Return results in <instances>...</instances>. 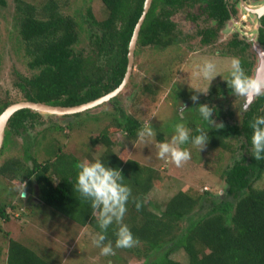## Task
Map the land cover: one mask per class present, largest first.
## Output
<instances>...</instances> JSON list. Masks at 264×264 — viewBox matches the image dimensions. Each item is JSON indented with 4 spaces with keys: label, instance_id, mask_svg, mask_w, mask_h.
<instances>
[{
    "label": "trees",
    "instance_id": "16d2710c",
    "mask_svg": "<svg viewBox=\"0 0 264 264\" xmlns=\"http://www.w3.org/2000/svg\"><path fill=\"white\" fill-rule=\"evenodd\" d=\"M15 1L19 42L24 48L28 67L33 70L32 76L16 82L24 99L72 106L98 98L122 82L127 70L129 43L143 14L145 0H101L106 9L103 18H97L91 6L86 8L85 14L71 13L66 9V2L61 0H43L39 5L33 0ZM7 3V0H0L2 7ZM196 6H200L207 18L216 24L199 28L196 32L201 45L213 48L220 29L234 12L229 0H152L141 24L135 55L145 46L165 50L179 45L184 32L172 15L189 9L188 18L197 22L198 15L192 11ZM259 20V42L264 45V15H260ZM84 33L89 50L78 52L76 45ZM227 45L225 53L239 57L244 70L249 73L253 62L245 53L250 43L234 33ZM142 91L150 95L157 93L149 82ZM180 92L188 93L185 90ZM109 102L115 107L111 120L116 128L124 131V137L136 140L137 130L143 126L141 120L119 106L118 95ZM11 103L9 99L1 101L0 114ZM213 107L216 122L224 126L209 129L210 147L227 149L230 138L242 141L241 157L222 171L226 184L224 192L214 196L205 191L203 196L195 197L180 190L158 211L150 208L144 197L160 178L159 174L151 166L130 156L125 157L124 150L118 148L121 142L111 135L109 126L98 136L90 137L92 147L99 142L104 146L98 157L109 166L120 168L124 182L132 189L124 222L138 242L144 244L143 249L128 248L137 261L139 257L144 258V264H264V188L255 186L264 173V159L257 160L249 152V125L256 115L264 114V96L254 97L238 122L233 121L234 111L229 104L219 101ZM40 115L30 108L15 111L7 122L0 152H3L10 133L20 129L25 131L27 121ZM198 119L193 116L189 127L194 129ZM200 122L201 126L208 127L202 118ZM25 144V158L31 161V165L12 157L0 165V174L21 181L29 190L37 186L36 195L42 204L82 226L93 224L95 232L99 231L91 216L89 202L78 198L73 186L79 159L50 146L48 157L39 161L31 152L28 139ZM137 200L141 203L139 208L136 207ZM198 204L203 213L197 212ZM6 206L0 204V234L7 239L6 245L0 244L2 264H60L52 253H41L3 231L1 220L10 218ZM107 238L114 245L112 226L107 231ZM178 250L185 253L186 259L172 256ZM114 254L118 256L117 251Z\"/></svg>",
    "mask_w": 264,
    "mask_h": 264
},
{
    "label": "rangeland",
    "instance_id": "374dc122",
    "mask_svg": "<svg viewBox=\"0 0 264 264\" xmlns=\"http://www.w3.org/2000/svg\"><path fill=\"white\" fill-rule=\"evenodd\" d=\"M40 4L43 0H33ZM66 2V9L71 13L85 14L86 8L91 6L97 18L106 16V9L101 0H61ZM5 7L0 6V102L7 99L17 102L22 99V94L16 86L24 77L32 76L33 70L27 65L24 48L20 45L19 34L16 27L15 0H7ZM251 7L259 6L264 0H249ZM197 8H194V10ZM189 9L180 10L173 16L183 32L191 34L194 30L193 22L188 18ZM239 19L233 20L218 33L217 44L213 48H206L193 38L187 43L169 47L166 50H158L154 47H142L135 57L133 74L125 87L119 92L118 97L121 106L128 114L140 119L142 125L150 124L155 135L148 140H131L124 137V131L115 126L111 120L115 107L109 101H105L89 109L70 114L45 113L37 118L27 121L25 131L10 133V138L3 152H0V165L9 158H25V143L29 140L31 152L39 161L48 157L47 150L50 146L60 153L74 155L79 160L99 156L103 151V144L99 142L91 146L90 137L98 136L107 126L112 130V136L121 142L118 147L124 150L125 157L130 156L141 163L151 166L160 176L153 187L145 195L144 201L155 211L164 208L166 201L180 190L192 196H203L208 191L214 196L222 194L225 190V179L222 171L226 166L233 164L235 159L241 157L243 152L240 139L230 138V147H210L209 142L201 152L191 147V158L177 166L170 159H161L156 155L155 143L169 137L173 131V125L180 121L178 114L180 103L188 106L184 110L183 122L188 123L193 116H198L197 124L201 125L200 115L196 106L189 99L191 89L186 80L189 75L194 84L206 86L207 82L197 76V65L204 59H213L223 75L227 77L228 62L233 55L227 54V42L234 33L238 37H245L249 42L246 56L254 64L249 70L250 74L258 75L261 66V56L258 52L259 45L256 41L259 22L255 14L247 9L239 8ZM202 26L214 25L212 21L200 20ZM254 38V43H253ZM260 46V45H259ZM261 47V46H260ZM263 48V49H262ZM78 52L88 51V38L86 34L80 35V42L76 45ZM264 57V47H261ZM151 83L156 89V95L143 92V87ZM176 86V87H174ZM188 92L185 97L175 99L177 91ZM223 101L229 104L234 111L233 121H240L242 111L238 113L235 105L240 106L247 101L244 98H235L228 89L226 82L217 75L211 82L209 91L201 94L197 103L210 105ZM178 116L180 118H178ZM115 126V127H114ZM25 134V135H24ZM162 136V138H161ZM31 143V144H30ZM123 154V155H124ZM31 165V161L26 162ZM255 186L264 188V173L255 182ZM25 191L23 197L21 193ZM38 187L33 190L26 189L24 183L19 180L8 179L0 174V204H7L6 212L9 220H1L4 232L18 239L22 243L37 251H48L60 264H144V258H133L128 248L114 250L115 254L104 256L91 240L95 233L93 224L80 225L63 215L56 213L53 208L42 204L38 200ZM207 195V193H206ZM210 195V194H208ZM37 197V199H36ZM208 197V196H207ZM209 198V197H208ZM14 206V207H13ZM198 204L196 210H200ZM127 212L125 213L126 216ZM188 221L184 220V224ZM183 225V224H182ZM5 235L0 234V244L6 245ZM134 247L144 248L142 242ZM175 258L186 259L182 250L176 251ZM3 260L0 259V264Z\"/></svg>",
    "mask_w": 264,
    "mask_h": 264
},
{
    "label": "clouds",
    "instance_id": "9594fccd",
    "mask_svg": "<svg viewBox=\"0 0 264 264\" xmlns=\"http://www.w3.org/2000/svg\"><path fill=\"white\" fill-rule=\"evenodd\" d=\"M258 36L259 31L256 37L257 43ZM217 75H220L226 82L227 87L235 98H244L247 101L240 106L235 105L238 113L247 111L254 97L264 96V79L246 72L239 57L233 56L230 58L227 66V77L223 75L213 59H204L197 65V76L207 82L206 86L194 84L190 75L187 78L177 80L176 86L178 82L186 80L192 90L189 99L196 106L200 117L207 123L208 127L197 124L193 129L186 126L183 122V115L187 107L180 103L178 114L181 120L173 125V131L169 137L155 143L156 155L159 158L170 159L177 166H180L191 158V147H195L201 152L206 146L209 140V129L224 126L223 123L216 122L213 116L216 109L213 105L197 103L200 95L209 91L210 84ZM249 126L251 128L249 152L257 160L264 159V114L256 115ZM154 135V128L147 123L137 130V138L139 140H148ZM121 158L124 159L122 156ZM76 169L73 186L79 194L78 198H83L89 202L91 216L99 229V231L92 234L91 240L99 248L100 254L110 256L114 254L115 248H130L137 244V238L128 224L124 222L127 203L132 196V189L124 182L125 177L121 169L109 166L102 158L95 155L90 159L79 160L76 164ZM21 195L23 197L26 195L24 190ZM136 207H141L139 200L136 201ZM110 226L113 227L115 236L114 245L113 241L107 238V231Z\"/></svg>",
    "mask_w": 264,
    "mask_h": 264
},
{
    "label": "water",
    "instance_id": "95a60500",
    "mask_svg": "<svg viewBox=\"0 0 264 264\" xmlns=\"http://www.w3.org/2000/svg\"><path fill=\"white\" fill-rule=\"evenodd\" d=\"M152 0H145L144 2V9H143V14L140 17L139 21L137 22L134 31H133V35L132 38L130 40L129 43V51H128V64H127V70L124 76V80L123 83L116 89L102 95L99 96L98 98H95L93 100L81 103V104H77V105H72V106H63V105H54V104H48V103H44V102H36V101H17L14 103H11L9 106H7L3 112L0 114V149L3 145V141H4V132H5V126L7 124V121L9 120V118L12 116V114L21 109V108H30L32 110L38 111V112H45V113H60V114H70V113H77L86 109H89L91 107H94L98 104H101L105 101H108L111 97L115 96L123 87V85L129 80V77L131 75L132 69H133V64H134V52H135V47L137 44V38L139 35V31L141 28V24L143 22V19L145 17V14L147 12V10L149 9L150 5H151ZM246 9L250 10L252 13H254L257 18H258V22L260 24L259 18L260 15H264V3L260 4V6L257 7H247L245 6ZM258 29V28H257ZM255 48L258 50L262 60L264 61V57L262 55V50L261 47L258 45L255 46ZM263 49V48H262ZM264 53V52H263ZM258 77L264 79V62L263 65L261 66V68H258ZM253 100V99H252Z\"/></svg>",
    "mask_w": 264,
    "mask_h": 264
},
{
    "label": "flooded vegetation",
    "instance_id": "af4514ba",
    "mask_svg": "<svg viewBox=\"0 0 264 264\" xmlns=\"http://www.w3.org/2000/svg\"><path fill=\"white\" fill-rule=\"evenodd\" d=\"M249 0H229V4H231L232 5V7H233V14H232V16H231V18H230V20H228V22L226 23V25L228 24V23H230L231 21H233V20H237L238 21V19H239V17H240V15H239V8L240 7H242V8H244V9H246L245 8V6H247V7H251V6H248L249 5V2H248ZM194 8H197V9H192V11L195 13V14H197L198 15V19H197V22L195 21H192L193 22V25H194V30H193V32H191V34H186L185 32H184V36H183V40H180V42H178L179 43V45L180 44H185V43H187V41L189 40V38H193L194 39V41L196 40V41H198L199 43H200V41H199V39H200V37L196 34V32H197V30L199 29V28H207V27H214V26H216V24H215V22L213 21V20H211V19H208L207 18V15H206V13H205V11H202L201 10V7L200 6H196V7H194ZM185 10V9H184ZM248 10V9H247ZM250 13H252L250 10H248ZM175 15H177V13H175V14H173L172 15V19H173V16H175ZM174 20V19H173ZM200 20H207L208 22L209 21H212L213 23H214V25H211V26H202L201 24H200ZM175 22H176V24L178 25V27L180 28L181 27V25L176 21V20H174ZM197 23V24H196ZM225 27V26H224ZM223 27V28H224ZM223 28H221L220 29V31L221 30H223ZM181 29V28H180ZM182 30V29H181ZM183 31V30H182ZM218 38V37H217ZM240 39H245V37H243V36H241V38ZM218 40V39H217ZM217 40H215V42L213 43L214 45H216L217 44ZM258 43L260 44V45H262V46H264L263 44H261L260 42H259V36H258ZM201 44V43H200ZM136 46H137V44H136ZM178 46V45H177ZM152 47V46H151ZM204 47H206V48H208V46H204ZM154 48H156V47H154ZM169 48V47H168ZM157 49V48H156ZM167 49V48H166ZM165 49V50H166ZM135 51H136V47H135ZM135 57H136V55H135V52H134V62H135ZM263 62L264 61H262L261 62V66L263 65ZM261 66H260V68H261ZM253 68H254V64H253ZM133 69H134V64H133ZM133 69H132V72H131V75H132V73H133ZM131 75H130V77H131ZM125 76V75H124ZM130 77H129V79H130ZM123 80H124V78H123ZM123 80H122V82L118 85V87L123 83ZM129 81V80H128ZM127 81V82H128ZM127 82L123 85V87L121 88V90L125 87V85L127 84ZM118 87H116V88H118ZM174 87H176V86H174ZM115 88V89H116ZM120 90V91H121ZM119 91V92H120ZM119 92L116 94V95H118L119 94ZM104 95V94H103ZM102 96V95H101ZM182 97H185V94H181V92L180 91H177L176 92V94H175V99L176 100H178V98H182ZM112 98V97H111ZM110 98V99H111ZM109 99V100H110ZM26 101V99H24L23 97H22V99L21 100H19V101ZM108 100V101H109ZM29 101H31V100H29ZM186 107H188V106H186ZM33 111H35V110H33ZM38 112V111H37ZM40 113V112H39ZM180 118V117H179ZM181 119V118H180ZM25 143V142H24ZM3 146V145H2ZM2 148V147H1ZM1 150V149H0Z\"/></svg>",
    "mask_w": 264,
    "mask_h": 264
}]
</instances>
